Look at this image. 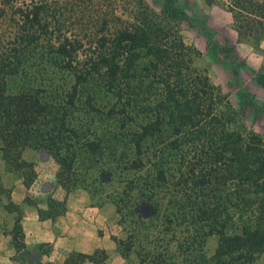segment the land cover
<instances>
[{"label":"trees","instance_id":"16d2710c","mask_svg":"<svg viewBox=\"0 0 264 264\" xmlns=\"http://www.w3.org/2000/svg\"><path fill=\"white\" fill-rule=\"evenodd\" d=\"M102 4L0 0L1 157L22 164L23 148L40 147L70 170L77 146L87 148L89 156L105 155L101 138L78 140L69 144L72 149L63 150L65 138L79 136L83 128L70 126L68 119L79 89L102 88L114 98L107 114L126 128L137 151L132 166L149 162L156 170L154 181L150 178L144 186L146 195L135 203L136 214L145 216L142 203H148L152 215L158 214L159 200L170 194L167 213L189 215L204 236L218 235L211 256L214 264L251 260L264 250V137L231 127L230 103L209 73L196 65L201 51L181 33L182 11L174 0H165L157 13L141 0ZM75 5L81 13L67 14ZM227 8L234 13L238 40L261 45L264 0H228ZM72 14L74 20L68 24ZM33 61L72 76L71 87L58 93V101L26 83L9 88V81L25 74ZM86 98L93 107L92 91ZM148 140L151 148L143 151ZM175 153L181 160L172 167L168 156ZM109 174L107 168L98 170L99 180H107ZM163 183L170 191L161 193ZM55 184L68 190L60 172ZM49 202L54 214L64 209V201L49 197ZM21 233L16 219L14 238ZM106 256L107 251L96 249L74 253L68 261L89 258L99 264ZM158 256L151 264H163Z\"/></svg>","mask_w":264,"mask_h":264},{"label":"rangeland","instance_id":"374dc122","mask_svg":"<svg viewBox=\"0 0 264 264\" xmlns=\"http://www.w3.org/2000/svg\"><path fill=\"white\" fill-rule=\"evenodd\" d=\"M95 1H98V5L103 3L102 6L106 3V0ZM164 1L141 0L154 13L161 10ZM174 1L182 11L181 33L188 43L194 44L201 51L195 60L196 65L209 73L230 103L231 127L244 134L255 132L264 137V42L257 46L250 40H238L234 13L227 8L228 0ZM78 7L75 5L67 14L72 10L81 13ZM73 20L74 15L71 18L69 15L67 23ZM44 64L30 62L25 74L9 81V88L15 90L26 83L38 88L42 95L58 101V93L69 89L73 78L55 66L53 68ZM88 91H92L93 107L86 104ZM77 98L69 113V125H81L83 128L79 130V136L65 138V143L62 142L63 150L72 149L69 144L77 143L78 140L101 138L106 146L105 155L89 156L87 148L77 146L78 157L70 170L61 168L55 158L40 147L28 145L23 148L21 159L25 162L22 164L5 160L0 155V216L5 206L11 203L12 192L23 193L28 189V193H37L38 187L48 179L49 174L55 177L56 183L60 172L67 182L68 192H84L93 202L106 204V214L117 229L113 239L114 252L120 256L119 264H151L157 255L163 264H214L211 256L218 235L213 233L204 236L202 230H196L191 224L192 217L189 215L178 217L167 213L166 203L170 194L159 200L158 214H151L148 203L140 206L142 210L147 205L146 211H142L144 217L134 211L135 203L146 195L143 194L144 186L154 181L152 176L155 177L156 170L149 162L144 167L132 166L137 151L130 136L114 115L107 114L114 98L102 88L89 87H81ZM68 133L70 131L66 129L65 134ZM150 141H145L143 151H146L148 145L151 146ZM187 148L183 151H188ZM168 157L172 167L181 160L176 153ZM101 167L110 171L107 180L98 178ZM160 185H163L161 193L170 191L166 188L167 184ZM19 188L22 191H18ZM55 208L60 209L61 205L57 204ZM108 257L107 251L106 260ZM230 262L264 264V250L251 260L234 258Z\"/></svg>","mask_w":264,"mask_h":264},{"label":"crops","instance_id":"0c3cea01","mask_svg":"<svg viewBox=\"0 0 264 264\" xmlns=\"http://www.w3.org/2000/svg\"><path fill=\"white\" fill-rule=\"evenodd\" d=\"M54 180L49 174L34 194L28 189L12 192L11 203L0 216V264H97L89 258L68 261L74 253L96 249L109 253L99 264H119L113 239L117 229L106 214V204L93 202L84 192H68ZM49 197L64 201V209L54 214ZM16 219L22 233L14 238Z\"/></svg>","mask_w":264,"mask_h":264},{"label":"water","instance_id":"95a60500","mask_svg":"<svg viewBox=\"0 0 264 264\" xmlns=\"http://www.w3.org/2000/svg\"><path fill=\"white\" fill-rule=\"evenodd\" d=\"M147 209V205H144L143 208H142V211L145 212Z\"/></svg>","mask_w":264,"mask_h":264}]
</instances>
